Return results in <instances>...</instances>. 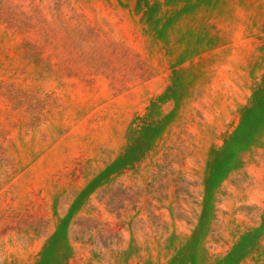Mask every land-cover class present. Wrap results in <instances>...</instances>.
Wrapping results in <instances>:
<instances>
[{"label":"rangeland","instance_id":"obj_1","mask_svg":"<svg viewBox=\"0 0 264 264\" xmlns=\"http://www.w3.org/2000/svg\"><path fill=\"white\" fill-rule=\"evenodd\" d=\"M0 264H264V0H0Z\"/></svg>","mask_w":264,"mask_h":264}]
</instances>
